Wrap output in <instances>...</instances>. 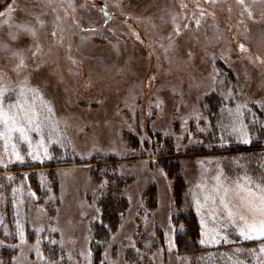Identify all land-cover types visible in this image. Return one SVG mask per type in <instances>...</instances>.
Returning <instances> with one entry per match:
<instances>
[{
	"label": "rangeland",
	"instance_id": "obj_1",
	"mask_svg": "<svg viewBox=\"0 0 264 264\" xmlns=\"http://www.w3.org/2000/svg\"><path fill=\"white\" fill-rule=\"evenodd\" d=\"M0 110V264H92L110 174L126 209L99 264H191L187 210L209 257L264 264V148L215 153L264 130V0H0Z\"/></svg>",
	"mask_w": 264,
	"mask_h": 264
},
{
	"label": "trees",
	"instance_id": "obj_2",
	"mask_svg": "<svg viewBox=\"0 0 264 264\" xmlns=\"http://www.w3.org/2000/svg\"><path fill=\"white\" fill-rule=\"evenodd\" d=\"M209 98V97H207ZM212 117V116H211ZM256 131V132H255ZM232 147V146H231ZM260 148H264V130L259 127L254 129L251 137L247 144L238 143V145L232 148L225 149L226 151H218L215 153H225L231 151H254ZM204 151L202 148L199 149ZM174 152L171 149L164 151H159L157 156L160 157V163L167 173L172 178V188L174 195L176 197V203L182 201V189L185 186V179L180 173V168L178 167V158L175 155L171 156ZM108 180H110L111 185L107 186L103 193V196L98 200L101 210V217L99 222H95L92 226V264H99L102 259L103 243L106 242L111 233L115 230L121 220V216L126 209V200L124 198L123 192L121 190L123 179L117 178L115 175H108ZM122 182V184H121ZM174 220L181 222L183 225V230L178 232L174 237V242L176 245V252L178 254H189L192 256L191 264H227L226 261L222 262L216 257H209L208 252L210 248L201 246L198 244L199 237V225L197 217L193 211L187 210L178 215H174ZM101 243H100V242ZM242 243H246L243 241ZM43 250L46 256H52L54 259L58 258L61 254V250L57 245L43 246ZM9 251L7 249H2L0 255H4L5 258H9ZM220 260V261H219Z\"/></svg>",
	"mask_w": 264,
	"mask_h": 264
},
{
	"label": "snow or ice",
	"instance_id": "obj_3",
	"mask_svg": "<svg viewBox=\"0 0 264 264\" xmlns=\"http://www.w3.org/2000/svg\"><path fill=\"white\" fill-rule=\"evenodd\" d=\"M3 118H4L3 111L0 110V119H3ZM5 123H7V120H5ZM11 131H19L21 133V136L27 139V134L23 128H10L9 132ZM17 159H20L19 155L17 156ZM260 212H261L262 220H261L260 227H259V234L261 236H264V197H262V207L260 209ZM249 231H257V229L254 226H249ZM241 235L242 236L246 235V232L242 231ZM201 243H203V241H201Z\"/></svg>",
	"mask_w": 264,
	"mask_h": 264
},
{
	"label": "water",
	"instance_id": "obj_4",
	"mask_svg": "<svg viewBox=\"0 0 264 264\" xmlns=\"http://www.w3.org/2000/svg\"><path fill=\"white\" fill-rule=\"evenodd\" d=\"M103 13H104V18L107 20L109 18V14L106 12L105 7H102Z\"/></svg>",
	"mask_w": 264,
	"mask_h": 264
},
{
	"label": "flooded vegetation",
	"instance_id": "obj_5",
	"mask_svg": "<svg viewBox=\"0 0 264 264\" xmlns=\"http://www.w3.org/2000/svg\"><path fill=\"white\" fill-rule=\"evenodd\" d=\"M101 8H102V6H101ZM107 12V11H106ZM108 14H109V18H111L112 16H111V13H109V12H107ZM104 20L105 21H108V19L106 20L105 18H104Z\"/></svg>",
	"mask_w": 264,
	"mask_h": 264
}]
</instances>
